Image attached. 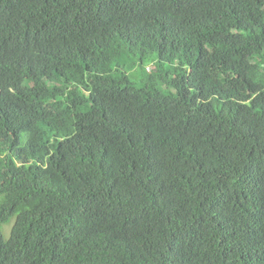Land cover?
I'll return each instance as SVG.
<instances>
[{
  "label": "trees",
  "instance_id": "obj_1",
  "mask_svg": "<svg viewBox=\"0 0 264 264\" xmlns=\"http://www.w3.org/2000/svg\"><path fill=\"white\" fill-rule=\"evenodd\" d=\"M0 264H264V0H0Z\"/></svg>",
  "mask_w": 264,
  "mask_h": 264
},
{
  "label": "rangeland",
  "instance_id": "obj_2",
  "mask_svg": "<svg viewBox=\"0 0 264 264\" xmlns=\"http://www.w3.org/2000/svg\"><path fill=\"white\" fill-rule=\"evenodd\" d=\"M135 58L136 57H134L133 59L135 60ZM149 61H151V59L146 60L145 63H148ZM147 69L149 70V72L157 74V69H156L155 65L152 62L149 63V64H147ZM138 71H139L138 68L135 67L133 70L131 69V71H129L128 73H134V74H136V73H138ZM9 230H10V226L9 225H6L4 227V235L5 236H8L9 235V233L11 231V230L10 231Z\"/></svg>",
  "mask_w": 264,
  "mask_h": 264
}]
</instances>
